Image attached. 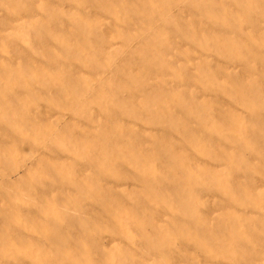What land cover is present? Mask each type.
<instances>
[{
	"label": "rangeland",
	"instance_id": "rangeland-1",
	"mask_svg": "<svg viewBox=\"0 0 264 264\" xmlns=\"http://www.w3.org/2000/svg\"><path fill=\"white\" fill-rule=\"evenodd\" d=\"M0 264H264V0H0Z\"/></svg>",
	"mask_w": 264,
	"mask_h": 264
}]
</instances>
